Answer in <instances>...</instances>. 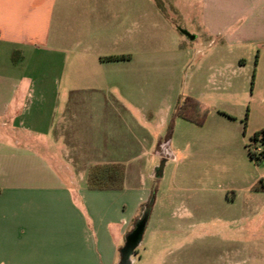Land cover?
Here are the masks:
<instances>
[{
  "label": "crops",
  "instance_id": "1",
  "mask_svg": "<svg viewBox=\"0 0 264 264\" xmlns=\"http://www.w3.org/2000/svg\"><path fill=\"white\" fill-rule=\"evenodd\" d=\"M128 1L0 0V264H121L150 197L132 184L131 165L142 142L150 154L148 129L164 127L177 107L142 104L133 119L138 131L119 142L118 110L103 104L100 90L132 82L146 63L102 60L99 34L126 31ZM201 3L210 45L264 51V0ZM259 67L264 91V59ZM90 84L98 88L85 91ZM116 163L126 167L123 189L88 187L91 166ZM258 180L245 190L255 197L264 195ZM144 236L132 264H264V253L223 254L196 248L198 239Z\"/></svg>",
  "mask_w": 264,
  "mask_h": 264
},
{
  "label": "rangeland",
  "instance_id": "2",
  "mask_svg": "<svg viewBox=\"0 0 264 264\" xmlns=\"http://www.w3.org/2000/svg\"><path fill=\"white\" fill-rule=\"evenodd\" d=\"M126 8V31H112L111 37L100 31L98 52L104 61L122 54L146 63L135 69L132 82L100 90L103 104L118 110L119 142L128 130L138 131L133 119L148 102L178 105L193 98V119L201 122L174 114L164 127L148 129L155 138L150 154L142 142L141 157L131 165L132 184L150 191L144 239H198L202 251L209 246L223 254L264 253V206L255 207L264 205V195L245 191L258 179L263 183L256 187L264 188V161L249 155L259 147L251 139L264 122V91L257 82L264 51L222 48L221 40L210 45L201 0H131Z\"/></svg>",
  "mask_w": 264,
  "mask_h": 264
},
{
  "label": "trees",
  "instance_id": "3",
  "mask_svg": "<svg viewBox=\"0 0 264 264\" xmlns=\"http://www.w3.org/2000/svg\"><path fill=\"white\" fill-rule=\"evenodd\" d=\"M127 59L124 56H113L107 58L110 61H120ZM198 107L197 101L193 98L187 97L182 101H179L175 115L183 118L185 120L196 122L201 124L199 121H195L193 119V111ZM251 143L254 145L263 146L264 149V130L256 132L251 139ZM250 147V146H249ZM249 155L252 160H256L258 162L264 161V150L263 153L257 156L252 150L249 149ZM125 172L126 167L124 164H99L91 166L88 171L87 184L90 189L93 190H121L124 188L125 181ZM263 183V181H259V184ZM145 206H142V213L145 209Z\"/></svg>",
  "mask_w": 264,
  "mask_h": 264
},
{
  "label": "water",
  "instance_id": "4",
  "mask_svg": "<svg viewBox=\"0 0 264 264\" xmlns=\"http://www.w3.org/2000/svg\"><path fill=\"white\" fill-rule=\"evenodd\" d=\"M163 175V167H160L156 171L158 178ZM149 217L148 210L145 211L142 219L137 223L135 230L127 237V242L123 250L121 251V264H132L131 258L134 256V252L137 246L141 243L147 221Z\"/></svg>",
  "mask_w": 264,
  "mask_h": 264
},
{
  "label": "built area",
  "instance_id": "5",
  "mask_svg": "<svg viewBox=\"0 0 264 264\" xmlns=\"http://www.w3.org/2000/svg\"><path fill=\"white\" fill-rule=\"evenodd\" d=\"M263 146H260L258 148H256V150H254V153L260 157V155L263 153ZM264 159V158H263Z\"/></svg>",
  "mask_w": 264,
  "mask_h": 264
}]
</instances>
